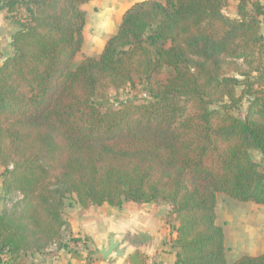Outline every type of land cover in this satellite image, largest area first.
<instances>
[{
  "label": "trees",
  "instance_id": "16d2710c",
  "mask_svg": "<svg viewBox=\"0 0 264 264\" xmlns=\"http://www.w3.org/2000/svg\"><path fill=\"white\" fill-rule=\"evenodd\" d=\"M89 1L0 0L18 26L0 64L2 189L19 196L0 210V264L68 248L69 196L84 208L163 201L174 264H230L219 194L264 204V0L136 2L100 56L75 65ZM165 69L150 97H112Z\"/></svg>",
  "mask_w": 264,
  "mask_h": 264
},
{
  "label": "crops",
  "instance_id": "0c3cea01",
  "mask_svg": "<svg viewBox=\"0 0 264 264\" xmlns=\"http://www.w3.org/2000/svg\"><path fill=\"white\" fill-rule=\"evenodd\" d=\"M140 1L143 0H91L84 4L82 6L86 12L84 37L87 43L89 41V47L93 40L101 41L100 46L94 47H98L101 54L106 41L117 32L126 10ZM17 28V25L9 19L6 10L0 9L2 50L0 64L14 52L11 42ZM248 203L250 210L247 211L246 218H260L262 219L260 222L264 223V204ZM119 208V212L112 210L108 204L84 208L75 201L68 210L64 208L63 215L65 220L69 221L72 236L79 239L88 237L85 246L66 249L49 248L45 255H30L33 260L28 264H130L128 257L136 251L147 256V264H174L177 249L173 248L172 239L176 234L174 229L176 222L167 224L169 205L163 201L161 203L126 202ZM218 208L217 202V222L225 232L226 256L229 262L227 248L231 246H228L229 237L225 228L228 221L225 220V224L220 223ZM258 230L260 232L255 234L256 236L253 235V239L250 240L253 232ZM247 234L249 242L243 235L239 238L247 246L245 248L247 252L243 255L264 253V225ZM111 237H114L119 245L108 258L104 259L100 250L104 246L108 247Z\"/></svg>",
  "mask_w": 264,
  "mask_h": 264
},
{
  "label": "rangeland",
  "instance_id": "374dc122",
  "mask_svg": "<svg viewBox=\"0 0 264 264\" xmlns=\"http://www.w3.org/2000/svg\"><path fill=\"white\" fill-rule=\"evenodd\" d=\"M236 3H237L236 1H231L229 5L225 8L224 10L225 13L229 14L230 16L237 15V7H236L237 4ZM263 27H264V23H263ZM94 42L95 40H93L91 44H93ZM91 44H90V47H89V41L88 43L86 42L84 44V48H82V52H79V54L77 55L75 65H78L80 61L82 60V58L89 56V54H91L90 56H93V57L100 56L99 55L100 51H98L99 50L98 47L92 49ZM169 72H170V69H165L162 72V74H160V76L153 77L151 79H147L143 74L142 75L137 74L134 79L135 80L134 84L130 86V88L127 91H125L121 95H115L113 93L112 97L114 99L117 96L120 99H125L128 97L148 98L150 97V90H149L150 86L154 85L155 82L163 81L168 76ZM245 111H246V103L243 104L239 110L235 111V113L243 116ZM252 154L255 158L262 159V156L260 155V153L253 151ZM2 172H3V168L0 166V210L10 207L13 200L19 197L18 194H14L9 197H4V193L2 189L3 188ZM75 201L76 200L74 196H69L65 200L64 208L68 210V208L71 207L75 203ZM249 204L250 203L248 202H243V201L236 200V198L235 199L231 198L224 193H221L218 196V205H219L218 212L220 214V223L225 224L224 221L225 220L228 221V224L225 225L226 226L225 228L227 229V234L229 237L228 246H231L230 248H227L229 262L231 263L234 262L235 260L237 261L239 257H241L243 254L247 252L245 250V248L247 247L246 244L242 242V240H240L239 238H241V236L243 235V237L247 239V242H249V235L247 234V232L251 233L252 230H255L257 228L260 229V227L264 225L263 222H260V220H262L260 218L259 219H254V218L247 219L246 218L247 217L246 214H248L247 211L250 210V207L248 206ZM252 204H255V203H252ZM111 209L117 212L120 211L119 207L111 206ZM258 232L260 231L258 230L256 232H253L252 237H250V240L253 239V235L255 234L257 235ZM29 256L30 255H28V257L26 258V261H25L26 264L30 263L33 260Z\"/></svg>",
  "mask_w": 264,
  "mask_h": 264
},
{
  "label": "built area",
  "instance_id": "2783aa9c",
  "mask_svg": "<svg viewBox=\"0 0 264 264\" xmlns=\"http://www.w3.org/2000/svg\"><path fill=\"white\" fill-rule=\"evenodd\" d=\"M71 237L73 236L67 233L63 239L64 242L68 243V248H77V247L85 246V240L83 238H80L78 241H73L71 240ZM50 248L59 249L58 243L57 242L53 243Z\"/></svg>",
  "mask_w": 264,
  "mask_h": 264
},
{
  "label": "water",
  "instance_id": "95a60500",
  "mask_svg": "<svg viewBox=\"0 0 264 264\" xmlns=\"http://www.w3.org/2000/svg\"><path fill=\"white\" fill-rule=\"evenodd\" d=\"M118 245L119 243L115 240L114 237H111L110 239V243L108 245V247H103L101 250H100V253L102 255V257L104 259L108 258L112 253L113 251L118 248Z\"/></svg>",
  "mask_w": 264,
  "mask_h": 264
},
{
  "label": "bare ground",
  "instance_id": "6f19581e",
  "mask_svg": "<svg viewBox=\"0 0 264 264\" xmlns=\"http://www.w3.org/2000/svg\"><path fill=\"white\" fill-rule=\"evenodd\" d=\"M101 41H96L93 44H91V48H94L95 46H100Z\"/></svg>",
  "mask_w": 264,
  "mask_h": 264
}]
</instances>
